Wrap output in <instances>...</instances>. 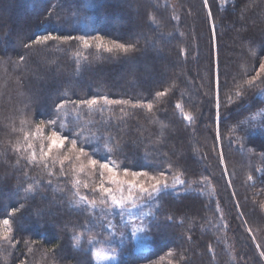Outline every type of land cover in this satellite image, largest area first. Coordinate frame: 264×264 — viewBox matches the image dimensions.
<instances>
[{
  "label": "trees",
  "instance_id": "16d2710c",
  "mask_svg": "<svg viewBox=\"0 0 264 264\" xmlns=\"http://www.w3.org/2000/svg\"><path fill=\"white\" fill-rule=\"evenodd\" d=\"M263 56L264 0H0V264H264ZM45 125L181 184L126 218L41 155Z\"/></svg>",
  "mask_w": 264,
  "mask_h": 264
},
{
  "label": "rangeland",
  "instance_id": "374dc122",
  "mask_svg": "<svg viewBox=\"0 0 264 264\" xmlns=\"http://www.w3.org/2000/svg\"><path fill=\"white\" fill-rule=\"evenodd\" d=\"M101 1V0H98ZM118 1V0H113ZM130 3V2H129ZM87 5L89 3L87 2ZM131 15H127L126 13L122 12L120 19L122 20L121 23H118L119 21H116L112 23L113 27L115 28V31L119 27H124L126 22L131 19ZM134 28L131 29V32H134ZM119 31H117L118 33ZM264 63V56L261 59V64ZM155 79V78H154ZM53 130L50 128V125H45V127L42 129V133H44V136L42 135V138H44V151H48V139L47 137L50 135V133ZM80 149V148H79ZM79 149L73 150L71 139L65 141V145L62 148H53L49 159L52 161L61 162L63 160V157L65 155L69 156L70 160H64L67 162H71V169L73 172V175L75 177V180H79L80 183L84 186L86 183L88 187H90L93 191V189L97 188L101 181L100 172L101 169L99 168V163L96 166L91 165L90 159H97L99 162H106L108 163L112 168L113 172L108 173L107 170L104 171L103 179L105 181L106 187L113 188L114 195L117 199H121L122 197L125 198V201L123 203V206H117L112 203V200L110 197L102 194L99 191H94L99 194L100 201L102 204L108 205L110 208H117L122 213L126 214V218H131V215L133 212H135L139 217H142L146 211L141 210L142 206L151 203L154 201L156 195L159 193H156L149 197L147 193H140L139 187H131L133 184L143 185L146 188L150 189V185L154 183V181L150 180L149 177L151 176H158L157 174H149L148 176H133L132 173L134 171L127 170V175H125V169L119 168L116 163L108 156L106 152H100L98 151L99 148L89 150V153L81 154L79 152ZM77 157H79L77 159ZM136 173H143V172H136ZM168 178H167V177ZM112 180V183H108L109 180ZM164 179L169 180L170 183L176 184L180 186L181 182L177 176H168L164 175ZM176 186V187H178ZM163 188V187H162ZM161 188V190H162ZM122 189V191H120ZM131 190L132 199H126L129 196V191ZM132 240L134 243L133 251L134 252H143L146 251L149 248L148 243V237L145 235L142 225L140 224H134L132 226ZM93 264H119V258L116 256L108 255L105 253H97L94 256Z\"/></svg>",
  "mask_w": 264,
  "mask_h": 264
},
{
  "label": "snow or ice",
  "instance_id": "6c2138e0",
  "mask_svg": "<svg viewBox=\"0 0 264 264\" xmlns=\"http://www.w3.org/2000/svg\"><path fill=\"white\" fill-rule=\"evenodd\" d=\"M55 37H44L43 39H40L38 40L39 43H44L46 40L48 39H54ZM84 45L87 47L88 46V40L87 39H84ZM101 46H104L106 47V49L108 51H112V48L111 47H107L106 45H100L98 44L97 47H101ZM113 47H116V48H120L121 50H124V51H127L128 48L125 46V45H122V44H119V45H113ZM23 59V58H21ZM260 69L262 71H264V63H262L260 65ZM255 78H253L254 80ZM251 83V81L249 82ZM157 95H163V93H157ZM106 101H107V98H104ZM81 103L83 104H87L88 106H92V105H95L97 103V100L94 98V99H91V100H87V101H82ZM110 103H121V101H111ZM152 108V105L149 104L148 105V109L151 110ZM186 119H190V117H185ZM55 122L54 121H49V124H54ZM27 139V137H26ZM49 143H48V151L45 152L43 147H41V155L43 157H49L50 156V153L52 151L53 148H62L64 145H65V141L66 140H69L70 138L66 135H63L61 134L60 132L56 131V130H53L50 135L47 137ZM71 144H72V149L75 151L76 150V146H77V139H71ZM29 147H31V145H29ZM79 152L81 154H85L84 153V149L83 148H80L79 149ZM79 157H77L78 159ZM71 158L67 155H65L63 157V160H61V164H63V161L64 160H70ZM30 162H35V153L33 152L32 156H31V160ZM90 163L91 165L93 166H96L98 163H99V168L101 169V172H100V176H101V181H100V184L98 185L97 188L93 189V191H99L101 192L102 194L108 196L111 198L112 200V203L114 205H117V206H123V203L125 201V198H121V199H117L116 196L114 195V189L111 188V187H106L105 186V181L103 179V176H104V171L103 170H107L108 173H112L113 172V168L106 162H99L97 159H90ZM47 166V165H45ZM63 171V169H62ZM125 175H127V170H125ZM132 175L135 177V176H148V173L146 172H143V173H136V172H133ZM164 173H159L158 176H151L149 177L150 180L154 181V183H152L150 185V189L149 188H146L144 187L143 185H138V184H133L131 185V187H139V191L140 193H147V195L149 197H151L152 195L158 193L161 188H167L168 187V184L166 182V180L164 179ZM113 181L110 179L108 181V183H112ZM77 184L80 183L79 180L76 181ZM84 187L87 188L88 185L85 183L84 184ZM31 190V189H29ZM120 191H122V189H120ZM81 200H84L85 197H80ZM126 199H129L131 200L132 199V195H131V190L129 191V196L126 198ZM16 211H19V209H14L12 213H10V215H14ZM0 223H2L4 226L7 227V232L3 235V239L5 240H8L10 238H14V237H10L8 235V233H11L12 232V228L10 226V220L9 219H3L2 221H0ZM74 239H76L77 241H79V237H74Z\"/></svg>",
  "mask_w": 264,
  "mask_h": 264
}]
</instances>
